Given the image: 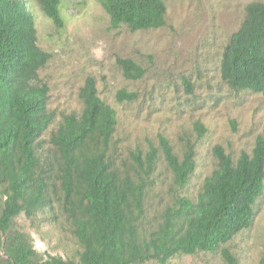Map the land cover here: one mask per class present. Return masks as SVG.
I'll list each match as a JSON object with an SVG mask.
<instances>
[{
	"label": "trees",
	"instance_id": "obj_1",
	"mask_svg": "<svg viewBox=\"0 0 264 264\" xmlns=\"http://www.w3.org/2000/svg\"><path fill=\"white\" fill-rule=\"evenodd\" d=\"M36 1L54 27L63 29L61 0ZM98 2L112 28L137 32L166 25L163 0ZM50 58L37 45L34 17L22 1L0 0V264H167L181 255L214 253L250 227L264 192V137L236 160L214 147L215 169L191 201L178 192L195 171V144L187 142L178 157L167 138L158 135V147L149 145L144 154L137 149L133 165L119 169L111 150L117 115L99 98L91 77L78 93L81 114L63 117L50 138L53 154L41 155L38 140L52 116L46 112L48 89L39 72ZM118 65L126 79L144 76L131 60ZM219 77L234 93L264 97V3L245 7L240 28L223 50ZM184 85L190 92L188 81ZM115 99L133 103L137 94L121 90ZM195 129L202 139L205 128L197 122ZM159 155L171 172L175 196L156 227L147 230L145 199ZM54 206L80 247L77 261L43 257L31 235L17 225L22 214L31 219ZM221 255L236 264L228 250Z\"/></svg>",
	"mask_w": 264,
	"mask_h": 264
},
{
	"label": "rangeland",
	"instance_id": "obj_2",
	"mask_svg": "<svg viewBox=\"0 0 264 264\" xmlns=\"http://www.w3.org/2000/svg\"><path fill=\"white\" fill-rule=\"evenodd\" d=\"M33 15L37 45L51 55L39 72L47 86L46 112L52 122L38 140L41 155L53 154L50 138L63 117L80 115L78 98L85 80H95L98 96L113 108L117 125L111 150L115 165H133L137 149L158 147V135L181 157L186 143L195 144V171L178 192L196 201L216 162L212 150L222 147L236 160L250 153L257 137H264V97L234 93L219 77V64L229 39L241 26L245 7L264 0H163L166 25L158 30L132 32L112 28L98 0H61L64 28L57 30L36 0H21ZM119 60H131L144 70L139 80L126 79ZM191 85L190 92L184 82ZM137 94L133 103H117L121 91ZM206 130L197 139L195 123ZM173 178L161 155L145 199L144 228L153 230L175 193ZM38 211L31 219L21 215L18 227L31 235L37 253L77 261L80 247L57 206ZM54 217V218H53ZM228 250L236 264H259L264 259V192L254 206L251 225L214 253L177 256L167 264H228ZM157 264V263H144Z\"/></svg>",
	"mask_w": 264,
	"mask_h": 264
}]
</instances>
